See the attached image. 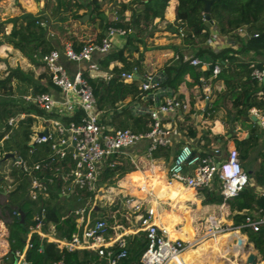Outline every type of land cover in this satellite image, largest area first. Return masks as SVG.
Returning a JSON list of instances; mask_svg holds the SVG:
<instances>
[{
  "label": "trees",
  "instance_id": "1",
  "mask_svg": "<svg viewBox=\"0 0 264 264\" xmlns=\"http://www.w3.org/2000/svg\"><path fill=\"white\" fill-rule=\"evenodd\" d=\"M168 1H170L169 5L173 10L171 0H131L129 2H122L121 0H53L51 14L57 15L58 18L50 26L48 16L42 12L37 14L22 12L20 15L1 21L0 44L6 43L14 51H18L21 56L27 59L29 68L24 71L18 65L9 66L6 74L0 77V127L4 128L0 132V138L4 132L9 130L7 138L2 140L0 152L13 151L24 157L27 163L46 158L49 153L48 143H32L33 135L44 128L40 119L37 118L41 114V109L30 102H25L20 97L21 94H36L48 91L53 87L45 71L36 77L33 76V68L42 66V62L34 55H40L52 48L60 49L66 41H70L75 50L83 43L98 42L108 26L131 28V32L126 35L125 43L121 47L113 48L106 54L97 57L99 68L110 74L109 79L91 77L87 70H83L82 74L92 87L97 107L104 110L105 115L109 114L106 120L102 119V123L112 125L115 128L129 127L135 132L148 130L149 118L147 115L134 114L129 106V101L134 98L140 99L139 80L133 79L126 82L120 78L119 72L134 65L137 67L138 73H142V54H133L132 52L137 53V50L130 48L129 45L140 39L139 36L145 32L154 18L162 17ZM104 4L114 7L111 19L104 16ZM203 5V0H176L173 32L179 36L178 29H181L182 35L179 37H181L182 43L191 48L195 46L196 42L202 44L191 52L192 56L207 59L210 61V65L208 67L191 65L188 61H183L181 58L174 59L171 56L162 66L164 78L160 86L169 87L175 93L178 85L185 81V75L191 79V82H185L188 87L199 83L200 78L205 81L210 79L211 82L219 81L222 83V88L214 89L213 92L216 96L206 110L212 115L220 107H224V103L227 101L230 106L226 112L232 114L231 121L242 118L244 123V117L248 115L250 107L263 108L261 97L257 92L264 90V85H258L255 80L251 79L249 61L238 56L240 53L251 52L252 56L249 59H254L257 55H261L264 49L262 0H213L207 13L208 20H204ZM48 6L49 0H46L42 11ZM126 9L129 10L130 14L127 19H124L123 14ZM60 13H64V15L60 16ZM84 14L88 15L86 22L91 23L92 27L94 25L95 28L97 27L96 29L90 28L93 34L92 39L76 41L65 38L64 23L68 19L80 22V17ZM40 21L44 22V25L40 24ZM56 22L59 23L58 28L53 26ZM5 23L10 24L7 33L4 32ZM212 24L217 27L221 35H226L240 25H245L250 34L257 32L258 36L245 40L236 36L238 42L236 46L225 45L214 50L212 47L203 44L209 35ZM53 36L57 38V40L54 39V43L51 41ZM174 53L180 57L185 55V53L180 54L175 50ZM113 61L119 62L120 66L113 65L108 69L109 62ZM215 61L219 65V71L212 76L211 72ZM262 64H264V60L258 61L256 66L260 67ZM177 96L181 97V94H177ZM19 113H23L24 116L16 119L12 125H8L7 119ZM248 120L251 122L250 119ZM258 138L256 124L252 123L248 129L247 137L241 140L235 139L240 161L245 160L247 162V158L258 145ZM30 148H32L31 152L28 151ZM170 155V146H158L151 152L150 157L165 162ZM109 159L113 160L115 164L113 167L105 166L100 171L96 181V187L101 185L98 194L105 186L112 185L122 174L123 166L118 158L110 156ZM5 162L6 159L0 161V212H2L4 220V227L0 230L4 244L0 246V252L7 249L21 251L25 245V240L28 238L30 246L27 247L25 253L28 264H52L59 258H62L64 264H102L95 255L85 250L67 251L62 249L60 251L54 242H45V240L50 241L47 240L48 237L43 240L42 236L35 231L31 232L29 236L27 235L29 228H34L36 224L33 219L34 214L42 209L40 231L48 233L49 225L52 224L53 230L50 232V236L57 239L70 238L71 234L77 230L75 223L77 215L73 212L75 208L69 204H80L79 197L89 198L90 201L93 192L74 187L71 194L65 197L59 194L62 181L53 180L47 184L46 194L38 192L37 198L31 199L28 194L30 176L12 165L6 167ZM126 163L125 167L128 165L134 174L139 175L140 171L146 174V184H154V192L160 200L172 201L173 208H178L179 213L186 215L187 222L184 229L186 236L197 238L202 235L203 224L208 216L219 218L221 225L231 223L230 215L227 212L219 210L218 213H215V210L219 209L215 204L221 202V196L214 189H201L202 196H200L192 187L178 186L172 196L165 185L166 167L164 169V163L156 164L155 172L151 175L148 174L145 164L138 171L136 166L132 167L127 161ZM33 173L36 176L42 174L37 171ZM246 174L249 179L248 184L236 196L225 202V207L231 214L233 225L242 222L247 210L255 206H264V198L256 196L255 193L257 186L264 185V161L254 170L246 167ZM140 180L139 177L135 178L133 185L123 179L119 181L118 186H136L138 188L140 187ZM7 185L9 188L6 189ZM140 189L142 188L140 187ZM125 198V195L121 194V197H114L111 200L106 198L97 200L94 204L95 210L91 209V212L105 207L109 208L110 212L118 211L122 209L121 201ZM13 206L24 213L22 223L19 222V216L14 212ZM88 207L89 205L85 207V211ZM126 210L112 215L100 214L91 218V221L103 219L107 224L108 233L113 234V231L121 225H123L122 230L128 227ZM245 231L248 237L258 242V252L264 256V227L258 232L248 229ZM125 238L127 254L118 264H137L139 255L146 246L145 231L139 230L131 236H125ZM213 238L216 240L225 239L224 245L228 248L238 243L245 244V236L236 230L221 231L214 234ZM208 239L209 237L206 238V240ZM115 247L116 244H114Z\"/></svg>",
  "mask_w": 264,
  "mask_h": 264
},
{
  "label": "built area",
  "instance_id": "2",
  "mask_svg": "<svg viewBox=\"0 0 264 264\" xmlns=\"http://www.w3.org/2000/svg\"><path fill=\"white\" fill-rule=\"evenodd\" d=\"M262 14L264 16V0H262ZM40 24L44 25V22L40 21ZM214 28L212 24L203 44L213 47L219 34ZM129 32L131 28L108 26L98 42L83 43L75 50L72 43L66 41L60 49L52 48L40 55H34L42 62L53 87L36 94H21L20 97L25 102H30L41 109V114L37 118L42 122L46 132H43V129L36 132L32 137V143H48L49 153L42 160L27 163L24 157L13 151L0 152L1 157L5 152H11V165L30 176L28 194L31 199H36L38 192L46 194L47 184L53 180L62 181L60 195L68 197L73 188L77 187L93 192V199L95 192L100 188V186L96 187L100 171L105 166L113 167L115 164L109 159L110 156L118 158L119 154L127 153V150L129 152L137 148L138 144L144 143L141 147V154L150 158L151 152L156 147L170 146V127L166 119L179 111L187 112L190 108L187 100L179 98L170 91L158 99L154 106L137 109L135 114H146L149 118L148 130L135 132L129 127L115 128L102 123V119L106 120L109 114L105 115L104 110L97 107L92 87L82 74L83 70H87L89 76H98L101 71L97 62L92 59L93 54H106L112 48L114 36L125 37ZM178 33L179 36L182 35L181 29H178ZM236 36L245 40L257 37L258 33L250 34L245 25H240L225 35L226 45H237ZM171 56L174 59L181 58L183 61H188L191 65L204 67L210 65L209 60L189 54L180 57L177 53H173ZM238 56L249 61L251 79L255 80L258 85H264V64L260 67L256 66L258 61L264 60V49L261 55H257L254 59H249L252 56L251 52L240 53ZM63 60L74 62L77 66L84 62V67H76L73 71H69L64 66ZM218 71L219 65L215 61L211 75H215ZM93 72L97 74L93 75ZM99 76L107 80L110 74L103 72ZM119 76L126 82L133 79L139 80L140 99L145 98L148 92L158 89L164 78L163 75L152 73L139 74L134 65L127 70H121ZM195 87L199 89L200 98L208 104L211 88L207 81L200 78ZM257 94L261 97L263 108L250 107L248 116H254L256 124L264 132V90H259ZM205 113L208 115L209 111L205 110ZM23 116V113L10 116L7 124L12 125L16 119ZM3 129L0 127V132ZM8 131L2 134L0 146L2 140L7 138ZM28 151L31 152L32 148ZM34 171L42 174L36 176ZM166 174L169 180L190 186L197 192L201 189H214L221 196V202L216 204L219 207L218 210H223L226 200L236 196L249 182L238 151L234 147L227 148L225 152L217 146L199 151L189 144H182L172 154L171 161L166 167ZM7 188L9 185L6 186ZM256 196L264 198V188H261ZM125 197L127 198L126 195ZM84 199L86 198L79 197L78 201ZM131 209L135 210L136 207H131ZM89 211V209L85 211L83 206L75 208L73 212L77 215L75 218L77 230L68 239H56L52 242L60 251L62 249L85 250L95 255L102 264H118L127 254L125 238L127 234H110L105 238V234L108 233L106 222L103 219L91 221ZM14 212L18 214L15 210ZM136 218L140 220L139 225L145 221L140 214ZM33 219L36 224L34 228H29L28 236L33 231L42 236L40 231L42 209L34 214ZM262 227H264V206L260 205L247 210L240 224L233 225L231 219V223L223 225L222 229L231 228L238 232L248 229L258 232ZM50 228L53 229L52 224ZM139 230L145 231L146 246L141 251L137 264H170L187 245L180 240H165L154 225L138 229L135 233ZM114 244H116L115 248ZM28 246L30 244L27 238L25 248L27 249ZM14 253L20 252L14 251ZM52 264H64V261L59 258Z\"/></svg>",
  "mask_w": 264,
  "mask_h": 264
},
{
  "label": "rangeland",
  "instance_id": "3",
  "mask_svg": "<svg viewBox=\"0 0 264 264\" xmlns=\"http://www.w3.org/2000/svg\"><path fill=\"white\" fill-rule=\"evenodd\" d=\"M27 1H32V6H34L32 9H30L31 11H29L28 9H26L23 6H19L20 3L24 4L25 6L27 5ZM38 1H42V5H41V9L39 11H36V7H37V2ZM46 0H0V22L5 20L6 18H10L13 16H17L20 15L22 12H33L34 14L39 13L40 11L42 13H45L48 16L49 19V26L50 24H54L55 20H57V15H52L51 14V10H52V5H53V0H49V6L42 11L43 7H44V2ZM175 3V2H174ZM176 4V3H175ZM169 5V2L168 4ZM114 8L112 5H105L103 7V13L105 18L107 19H111L112 18V13H111V9ZM167 6L165 7L164 13L162 15V17L160 18H154L152 20V23L148 25V27L146 28L145 32L139 36V40L132 42L129 47L130 48H136L137 53L136 52H132L135 55L138 54H142V58L145 59V57H148L149 60H152L155 58V54L158 53H162V51L164 50V48L168 47L170 44L172 43H177V38L181 39V37L177 36L176 34H174L173 29H174V19L171 22L169 20V17H167ZM58 14V13H57ZM60 16H63L64 13H60ZM58 15V16H59ZM69 18V17H68ZM87 18L83 21V22H76V20H67L66 23H64V27L66 29V37L70 40H91L92 39V31L90 30V28H95L92 27L91 23L86 22ZM55 28L59 27V23L56 22L55 25H53ZM10 28V24L9 23H5L4 24V32L7 33L9 31ZM1 38V35H0ZM124 38L126 37H120V36H114L112 40H114V42H120L121 40H124ZM55 40H57L56 36L51 37V41L52 43H54ZM70 42V41H69ZM201 45L200 43L196 42L195 46L191 48V52L197 47ZM9 45H7L6 43H1L0 44V48L2 47V49H0V77L4 76L7 72V68L10 67H14L15 65L20 66L21 69H23L24 71L28 70V61L25 57L21 56V54L18 51H14L12 49V47L8 48ZM188 51V53L190 52ZM126 54V53H125ZM63 64L66 67L67 70H71L73 71V69H75L76 67H80L83 68L84 67V62H81L78 64H75L74 62L68 61V60H63ZM42 71H44L43 66H35L33 68V76L36 77L39 73H41ZM212 85H215V83H212ZM197 93L199 92V90H196ZM216 94L214 92L213 94V99L215 98ZM229 103L227 101H225L224 103V107H220L217 112L215 113V116L219 117L220 119H222L223 121H225L227 123V130H233L236 126H239V134L240 136L241 133L240 132H246L248 128H250V126L252 125V123H255L253 121L251 122H246L244 123V127L240 125V119L231 121V117L232 114L226 112L227 109H229ZM256 124V123H255ZM247 128V129H246ZM256 132L259 134V142L257 147L251 152L248 161H250L253 163L254 167H258L259 165H261L264 161V132L258 127V125H256ZM137 150L138 149H134V150H130V154L127 150V153L129 155L135 153L137 154ZM143 158L140 160H136L137 164L136 165V170H141V167L143 166V164H139L140 162H147L148 158L142 156ZM122 166H123V170L121 171L122 174L119 175V177L116 179V181L112 184V185H107L104 187V189L100 192V194H98L99 192V188L98 191L95 192V195L93 197V199L91 198V200L89 201V199H84L82 201H79L80 204L78 203H73V204H69V206L74 207V208H78L80 206H83L84 208L86 206L89 205L88 209L91 210H95L94 209V204L97 200L100 199H108L111 200L114 197H121V194H127V193H136L137 190L139 188H137L136 186H127V187H120L119 185V181L125 179L128 183L130 182V184L132 183L133 185L135 184L134 180L135 178H138V174H134L132 171V169L127 165L125 167V165L127 164L126 161L132 166L134 167L135 163L131 162L129 160L128 157L125 158H119L118 159ZM12 162V158H7L6 162H5V166L9 167V165H11ZM158 162V161H157ZM159 163V162H158ZM247 163V162H246ZM164 169L166 167L165 163H164ZM120 172V173H121ZM198 195L202 196L201 194V190H198L197 192ZM152 198H148L145 202V204H148L151 201ZM164 207L163 204L158 205V210H162V208ZM225 209V210H224ZM223 211L227 212L230 215L231 218V214L228 212L227 208H224ZM122 210H126V209H119L118 211L114 210L113 212H110L109 208L105 207L104 209H99L98 211L96 210L95 212H90L89 213V217L90 219L93 217H97L101 214H105V215H112L116 212H120ZM218 210V209H217ZM215 210V213H218L219 210L217 211ZM101 211V212H99ZM127 211V219H126V224L128 225L127 228L132 229L134 226V223L139 224L140 220L135 219V222H132V218L130 215L129 210ZM0 214H2V212H0ZM1 228V225H0ZM123 228V225H121L120 227L116 228L113 231V234H117L119 233ZM125 228V229H127ZM122 233L124 234H131L130 232H125L124 230H122ZM133 233V232H132ZM241 235L245 236V244L243 245V250L245 251V258H241V257H237L236 258V263L238 264H250L247 262V257L249 256V254H253L254 255V263L253 264H264V256H262L259 252H258V242L254 241V239H252L251 237L247 236V232L245 230L240 231ZM110 235V233L105 234V238H107ZM43 240H45V237H42ZM0 239H2V235H0ZM45 242H52V241H46ZM216 242L219 245L224 244V242H226L225 239H218L216 240ZM238 247H234L232 249L226 250L224 248V254H223V261L225 262H232L233 261V255L235 254V252L238 251L237 249ZM241 249V248H240ZM217 251V250H216ZM214 251V252H216ZM219 251V249H218ZM217 251V252H218ZM14 252V251H13ZM20 253H23L25 255L26 253V248L25 245L23 246L21 251H18ZM216 252V253H217ZM223 252V251H222ZM245 259V260H244Z\"/></svg>",
  "mask_w": 264,
  "mask_h": 264
},
{
  "label": "crops",
  "instance_id": "4",
  "mask_svg": "<svg viewBox=\"0 0 264 264\" xmlns=\"http://www.w3.org/2000/svg\"><path fill=\"white\" fill-rule=\"evenodd\" d=\"M171 1H172L171 5L173 6V10H171L170 5H167V13L166 14H167V17H169V20L172 22L174 19V6L176 3V0H171ZM31 2L32 1H30V2L27 1L26 6L22 3H20L19 6H23L26 9H28L29 11H31L30 9H32L34 7V6H32ZM168 2H170V1H168ZM41 5H42V1H38L36 11H39L41 9ZM111 13H113V8L111 9ZM129 14H130L129 10L126 9L124 11L123 18L127 19L129 17ZM214 27H215L214 28L215 31H218V29L215 25H214ZM224 40H225V35L218 34L215 42L213 43V47L212 46H210V47H212L214 50H218L217 48H219V47L222 48L223 46L226 45ZM176 41H177V43L176 42L172 43L168 47L164 48L162 53L157 52V54H155L154 59L149 60L148 57H145V59L142 60L143 71L141 74L152 73L154 75L156 74V75H163L164 76L162 66L167 59L171 58V55L174 53V50L176 52H179L180 54L185 53V54L192 55V53L190 51L191 50L190 46L184 45L182 43L181 39H179V38H177ZM112 43H113V45H112L111 49L119 48L125 43V38H124V40H121L118 43L114 42V40H112ZM188 51H190V52L188 53ZM99 56H102V55L95 53V54H93L92 59L97 62V57H99ZM198 58H201V57H198ZM97 64H98V62H97ZM113 65H117L119 67L120 63L117 61L109 62L108 69H110ZM100 71H101L100 73L98 72L99 75H101L103 72L107 73L106 70L100 69ZM92 74L95 75L97 73L93 72ZM99 75L97 77H101ZM184 79H185V81H182L178 85L177 91L173 94L174 95L181 94V97H179V98L187 100L189 102L190 108L187 112L179 111V112L171 115L169 117V119H166V123L170 127L171 155L169 156V158L165 162H163L160 159L154 160L150 157V158H148L147 162H140L139 164H148V163H152V162L156 163V164L165 163V165L167 167V165L171 161L172 154L182 144H185V143L189 144L193 149L199 150V151L207 150L211 147L217 146L222 150V152H225L227 148H231V147L236 148L235 142H234L235 139L241 140V139L247 137L249 128L248 129L246 128L247 131L245 133L240 132L242 135V136H240L239 131H238L240 129L239 126H236L233 130L228 131L227 130V123L225 121H223L222 119H220L219 117L215 116V113H212V115H210V112L208 115L205 113V110L211 105V103L213 101L212 99H213L214 89L219 90L222 88L221 82H219V81L211 82L210 79H208L209 81L207 80V83L210 85V88H211V93H210V98H209L208 104L204 105L205 100H202L200 98L199 92L197 93L196 90H199V89H197L195 87L196 84L192 85L191 87H188L185 82H191V79L187 75H185ZM212 83H215V85H212ZM170 91H171V89L169 88V90H168L166 86H159L158 89L148 92L147 96L145 98H141L139 100L137 98H134L133 100L129 101V106H130L132 113L135 114L137 109H147V108L154 106L157 103L158 99H161L164 94H168ZM148 100H150V101H148ZM246 122H249V120L245 119V117H244V123H246ZM253 122H255V121H253ZM244 123L242 122V118H241L240 119V125L243 126ZM259 139H260V137L258 138V142H259ZM143 145H144V143H140L137 145V148H135V149H138L137 154L133 153V154L129 155L127 153H122V154L118 155V159L121 158L122 156L128 157L132 163L133 162L135 163L134 164L135 166L138 165L136 160H140L143 158L142 157L143 154H141V147H143ZM132 150H134V149H132ZM129 153H130V150H129ZM240 162H241L245 171H246V167H250L251 170L256 169V167L253 166L252 162H251V164H250V162L246 163L245 160L240 161ZM247 162H248V158H247ZM138 188L139 189L137 190V192L139 190H141L140 187H138ZM261 188H264V185L257 186L255 193H257ZM173 191H174V189H172V192ZM151 202H152V199L148 204H150ZM148 204H146V205H148ZM156 209H158V206H156ZM90 212H91V210L89 211V213ZM99 212H101V211H99ZM184 218L187 221V217L185 214H184ZM230 220H231V218H230ZM3 222H4V220L2 218V214H0L1 228L4 227ZM50 227H51V224L49 225V232L48 233H42L43 237H45V235L50 236V232L53 230ZM1 228H0V230H1ZM123 230H125V228ZM121 233H122V231H120L117 234H121ZM117 234H115V235H117ZM122 234L124 235V233H122ZM133 234H135V232H133L131 234H127V235L131 236ZM213 236H214V234L198 240V242L194 245V247L189 252H187L185 261H183L182 263H178V264H186L188 262H191L192 264H238V263H236L237 257L245 258V251L243 250L244 244L238 243L235 246L228 248L224 244L219 245L216 242V239L213 238ZM208 237H209V239L206 240V238H208ZM52 238L54 240L57 239L54 237H52ZM236 246L238 247L237 248L238 251L235 252V254L232 256L233 261L232 262L223 261V254L225 251L224 248L229 251V249H232ZM218 249H219V251H218ZM214 251H216L217 253Z\"/></svg>",
  "mask_w": 264,
  "mask_h": 264
},
{
  "label": "bare ground",
  "instance_id": "5",
  "mask_svg": "<svg viewBox=\"0 0 264 264\" xmlns=\"http://www.w3.org/2000/svg\"><path fill=\"white\" fill-rule=\"evenodd\" d=\"M122 158L125 157L122 156ZM145 165L147 166L148 174H154L156 163L152 162ZM165 175L166 189L170 191L172 196L176 192L178 186H186L177 181L169 180L166 174V170ZM139 177L141 178L140 187L142 189L136 193L125 194L127 198L121 201V208L129 210L133 223L135 222L138 214L142 215L145 221L141 225L134 223L132 229L127 228L124 231L131 233L132 231L135 232L138 229L145 228L148 225H154L158 232L165 238V240H180L181 242L186 243L187 245L185 246V249L182 252H179L178 256H176L175 258V261H171L170 264H177L185 261L187 252H189L201 238L211 236L213 234H218L221 231L235 230L231 228H228L226 230L222 229L223 225L219 223V218L208 216L203 224L202 235L197 238L186 236L184 234V229L187 221L184 218V214L179 213L178 208H173L172 201H164L158 198V195L154 192V184H146V174L141 173L140 171ZM172 189H174L173 192ZM148 198H152V202L146 205L145 202ZM160 204L164 205L161 211L156 209V206ZM131 207H136V209L133 210L131 209ZM14 210L19 215V222L22 223L24 213L17 208H14ZM218 228L219 230L217 231ZM45 238H47V240L54 241L51 236L45 235ZM3 244V240L0 239V246ZM26 263L29 262L27 261L23 253L15 254L11 249L3 250L2 252H0V264Z\"/></svg>",
  "mask_w": 264,
  "mask_h": 264
},
{
  "label": "water",
  "instance_id": "6",
  "mask_svg": "<svg viewBox=\"0 0 264 264\" xmlns=\"http://www.w3.org/2000/svg\"><path fill=\"white\" fill-rule=\"evenodd\" d=\"M213 0H203L204 2V5H203V12L205 14V17L204 19L205 20H208V16H207V13L209 11V7L211 5ZM86 18H88V15L87 14H84L83 16L80 17V21L83 22ZM167 89L169 90V88L167 87ZM207 103L205 102L204 105H206ZM245 119H250L252 121H256L255 120V117L250 115V116H246ZM43 132H46V129H43ZM9 157H12V153L11 152H5L3 154V156L0 158V161L1 160H4V159H7ZM13 208H16L15 206H13ZM247 262L250 263V264H253L254 263V255L253 254H249V256L247 257Z\"/></svg>",
  "mask_w": 264,
  "mask_h": 264
}]
</instances>
